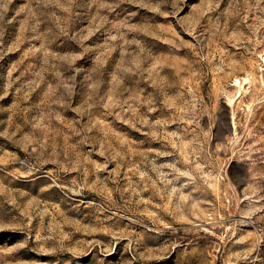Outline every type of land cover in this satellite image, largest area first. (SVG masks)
<instances>
[{
	"label": "rangeland",
	"instance_id": "obj_1",
	"mask_svg": "<svg viewBox=\"0 0 264 264\" xmlns=\"http://www.w3.org/2000/svg\"><path fill=\"white\" fill-rule=\"evenodd\" d=\"M0 264H264V0H0Z\"/></svg>",
	"mask_w": 264,
	"mask_h": 264
}]
</instances>
